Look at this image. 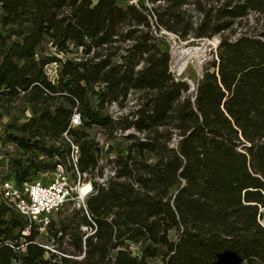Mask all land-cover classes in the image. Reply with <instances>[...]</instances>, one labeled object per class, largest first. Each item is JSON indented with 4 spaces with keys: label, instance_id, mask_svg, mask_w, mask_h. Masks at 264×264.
Segmentation results:
<instances>
[{
    "label": "trees",
    "instance_id": "trees-1",
    "mask_svg": "<svg viewBox=\"0 0 264 264\" xmlns=\"http://www.w3.org/2000/svg\"><path fill=\"white\" fill-rule=\"evenodd\" d=\"M0 10V96L34 107L6 135L16 183L53 170L56 156L67 163L72 144L81 174L101 176L104 148L87 128L129 143L107 186L94 181L86 211L49 222L54 250L2 200L0 264H264V18L237 34L264 16V0H0ZM167 33L229 40L193 93L170 69ZM132 92V109L110 115ZM75 112L82 126L69 129ZM132 128L145 140L125 135Z\"/></svg>",
    "mask_w": 264,
    "mask_h": 264
},
{
    "label": "rangeland",
    "instance_id": "rangeland-1",
    "mask_svg": "<svg viewBox=\"0 0 264 264\" xmlns=\"http://www.w3.org/2000/svg\"><path fill=\"white\" fill-rule=\"evenodd\" d=\"M97 1V0H95ZM131 1V0H130ZM120 5L124 4V2H119ZM264 16L258 14L250 15L244 22L243 25L238 26L237 34L241 31L259 29L260 23H262V19ZM0 31H4V26L2 22V12L0 10ZM173 39V40H172ZM214 39L217 41L214 42ZM212 39V41L208 39H191L188 41H182L176 38V35L171 34L168 35V42L171 45V52L174 46V55L171 63L170 69L172 73L179 78H182L185 81H188L191 86V92L193 93L196 88L197 81L202 78L205 67L208 66L214 59L217 47L220 43L221 38L216 37ZM174 41V42H172ZM50 47V46H49ZM197 47L202 50L200 54V58L193 57L190 62H188L187 66L183 71H179L176 68V62L178 59L179 52L182 51L183 48ZM202 55V56H201ZM195 58V59H194ZM197 58V59H196ZM201 63V66H198ZM60 67L59 63H52L48 65L46 68V72L48 75L55 74L56 70L58 72ZM138 94L136 92H132L128 97V101L125 103L124 108H121L117 104H113L109 107V114L114 118H118L122 115V113L129 112L134 106ZM34 115V107L33 105L24 102L23 100H16L14 102L7 101L6 98H2L0 96V157L2 155L8 156L9 159H14L19 157V153L17 152V148L9 145V142L6 140V135L8 131H14L19 129L24 124H26L30 118ZM86 132L90 134V137L102 145L104 148L102 162L101 165L108 170L110 174L112 171V162L111 158H117L118 152L124 151L128 146V141L123 138L122 131H117L115 133V139L113 141L109 140L108 133L105 129H102L98 126H93L91 128L85 129ZM137 136V135H136ZM138 137V136H137ZM112 147V150H108V148ZM108 152V153H107ZM0 171L4 173L11 171L12 165L10 162L6 161V159H0ZM99 177V176H98ZM97 177V178H98ZM35 179V178H34ZM0 203H2L1 196V172H0ZM74 208H78L77 206H68L58 212L50 215L49 220L55 223L57 228H60L61 224L67 223L72 215L74 214ZM83 231H87L86 228H83ZM37 240L44 244L47 249L54 250L55 245L53 241L50 240L47 228L44 230H40V235ZM131 250L135 255L140 254V246L136 244L131 245ZM151 264H162L160 259L152 260Z\"/></svg>",
    "mask_w": 264,
    "mask_h": 264
},
{
    "label": "built area",
    "instance_id": "built-area-1",
    "mask_svg": "<svg viewBox=\"0 0 264 264\" xmlns=\"http://www.w3.org/2000/svg\"><path fill=\"white\" fill-rule=\"evenodd\" d=\"M131 3L137 5L138 0H131ZM48 76L55 83L57 80V70L55 74ZM80 126H82L81 115L75 112L69 129H77ZM128 134L137 135L142 140H145V135L137 132L134 128L126 131L125 135ZM64 137L70 141L68 132L64 133ZM9 145L17 148L12 143H9ZM79 157V147L72 144L71 154L67 163H63L56 156L55 162L57 164L53 170L39 173L35 179L26 180L20 185L16 183L12 169L4 174L0 171L2 200L31 222L39 224L41 226L40 230L46 229L50 222V215L70 204L78 208H83L86 211L88 197L96 193L94 181L99 185L107 186L110 179L116 176V168L112 163V171L109 174L108 170L101 165V157L99 165L103 168V174L93 179L87 173L81 174L79 171ZM43 158L41 156V159ZM0 159H6V161L10 162L8 156L2 155ZM115 159L111 158V162ZM87 185L90 186V189L86 194H83L82 190ZM261 212L262 215L259 217V223L264 227V209Z\"/></svg>",
    "mask_w": 264,
    "mask_h": 264
},
{
    "label": "bare ground",
    "instance_id": "bare-ground-1",
    "mask_svg": "<svg viewBox=\"0 0 264 264\" xmlns=\"http://www.w3.org/2000/svg\"><path fill=\"white\" fill-rule=\"evenodd\" d=\"M168 35H170V33H167ZM212 41V40H210ZM217 40L214 39V42H216ZM174 42V41H173ZM176 45V43L173 44V49H172V58H173V55H174V46ZM202 53V50L197 48V47H190V48H183L181 52H179L178 54V59H177V62H176V68L179 70V71H183L184 68L187 66L188 62H190V60L193 58V57H199L200 54ZM202 56V55H201ZM196 58V59H197ZM200 58V57H199ZM195 59V58H194ZM198 66H201V63H199ZM188 82V81H186ZM189 83V82H188ZM90 189V186L87 185L83 188L82 190V193L83 194H86L88 192V190Z\"/></svg>",
    "mask_w": 264,
    "mask_h": 264
},
{
    "label": "water",
    "instance_id": "water-1",
    "mask_svg": "<svg viewBox=\"0 0 264 264\" xmlns=\"http://www.w3.org/2000/svg\"><path fill=\"white\" fill-rule=\"evenodd\" d=\"M173 40V39H172ZM206 40V39H205ZM173 42V41H172ZM226 42H229V40L228 39H226V38H223V39H221L220 40V43H226ZM219 43V44H220ZM171 56H172V52H171Z\"/></svg>",
    "mask_w": 264,
    "mask_h": 264
}]
</instances>
